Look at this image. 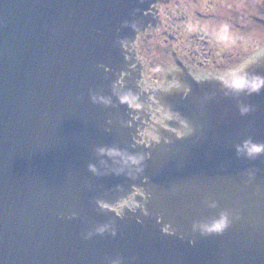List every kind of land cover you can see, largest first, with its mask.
Returning <instances> with one entry per match:
<instances>
[{
	"label": "water",
	"instance_id": "water-1",
	"mask_svg": "<svg viewBox=\"0 0 264 264\" xmlns=\"http://www.w3.org/2000/svg\"><path fill=\"white\" fill-rule=\"evenodd\" d=\"M159 1L0 0V264H105L117 255L123 264H264V157L236 153L248 137L264 142V92L246 99L256 111L241 117L214 79L162 91L159 104L181 112L196 132L180 140L169 122L160 146L135 142L129 105L113 93L120 84L136 94L124 57ZM251 70L264 75V64ZM112 144L151 153L147 184L88 172L89 163L101 173L111 167L95 148ZM249 169L257 171L245 187ZM207 197L217 209L202 204ZM96 199L108 202L103 212ZM225 208L241 219L222 236L191 233L193 221ZM73 212L76 219L60 218ZM113 221L115 238H82ZM169 224L185 239L163 235Z\"/></svg>",
	"mask_w": 264,
	"mask_h": 264
},
{
	"label": "flooded vegetation",
	"instance_id": "flooded-vegetation-1",
	"mask_svg": "<svg viewBox=\"0 0 264 264\" xmlns=\"http://www.w3.org/2000/svg\"><path fill=\"white\" fill-rule=\"evenodd\" d=\"M186 1L194 3L191 42L183 34L189 30L190 23L181 29L183 22L190 20L182 12ZM226 2L160 0L145 14L149 23L144 32L136 36L130 48L126 49L127 55L124 57L130 65L128 77L136 82L134 89L138 105L129 108L131 121L137 126L136 135L140 140L135 142L138 144L149 145L153 134L169 129L162 122L159 104L160 99H163L162 91L179 89L189 78L204 80L203 77L207 75L208 79H213L216 73L246 55L245 44L223 49L214 46L208 33L219 22L231 23L234 33L243 37L247 27L255 42L261 39L260 32L264 30V0H238L242 6L237 11H231L232 18L227 11H220L224 6L233 7Z\"/></svg>",
	"mask_w": 264,
	"mask_h": 264
},
{
	"label": "clouds",
	"instance_id": "clouds-1",
	"mask_svg": "<svg viewBox=\"0 0 264 264\" xmlns=\"http://www.w3.org/2000/svg\"><path fill=\"white\" fill-rule=\"evenodd\" d=\"M189 27H191V25ZM208 34L211 40L222 48H234L247 42L245 37L236 35L232 29V25L226 21L219 22ZM260 64H264V44L254 43L248 47L246 55L237 63L216 73L213 77L215 83L219 85V89L224 97L235 100L236 107L241 117H246L256 111V106L247 103L246 99L258 96L264 92V75L251 70ZM208 78L207 75L203 77L204 80ZM198 79H200V77H198ZM122 89L123 85H113V93L117 96L119 103L121 105L127 104L129 106H137L138 96L131 90L123 91ZM190 91L191 89L187 88L185 96H187ZM214 95L215 93H211L206 96L205 99H211ZM90 99L94 104L98 103L105 106L111 104L110 97L90 95ZM161 113L162 122L164 124L169 122L176 124V135L180 140L195 135L196 129L181 112L173 111L170 106H161ZM108 123L111 124V121H108ZM106 131H108V129H106ZM161 140L162 138L158 133L153 134L151 137V142L154 146H160ZM171 143V140H164L163 142L164 145H170ZM236 153L238 157H243L248 161H255L260 157H264V142H256L251 137H248L237 146ZM95 155L99 158L101 165H105L110 161L111 167L104 173H101L95 164L89 163L87 165V170L91 175L123 176L126 180L131 182L141 180L143 184L148 183L145 172L146 161L151 159L150 152L134 151L129 148H122L117 144H112L96 147ZM256 171V169H249L244 173L246 176V180L244 181L245 187L252 183ZM117 187L120 188L122 186L118 185ZM85 188L90 190V185L87 182L85 183ZM144 192L148 202L151 200L152 196L150 193L146 192L145 189ZM120 199L123 200L124 197H120ZM94 203L96 208L101 212L108 207V202L105 199H96ZM202 204L209 209L214 210L218 208V203L210 197L205 198ZM149 215L150 213L145 211L142 216L147 218ZM60 218L72 220L77 218V214L73 212L71 216H61ZM240 219L241 216L238 210L225 208L210 219L193 221L191 233L201 237L222 236L234 222ZM137 223H142V221L138 219ZM161 232L163 235L167 233L168 236H176L180 240H184L186 235L185 233L178 232L171 224H169L167 228L162 229ZM106 234L113 238L118 235V229L114 221L96 224L81 235L84 240H91L93 237H103ZM189 243L194 244V241L190 240ZM105 264H123V258L119 255L105 258Z\"/></svg>",
	"mask_w": 264,
	"mask_h": 264
},
{
	"label": "rangeland",
	"instance_id": "rangeland-1",
	"mask_svg": "<svg viewBox=\"0 0 264 264\" xmlns=\"http://www.w3.org/2000/svg\"><path fill=\"white\" fill-rule=\"evenodd\" d=\"M195 1V0H194ZM206 1H208V0H206ZM213 2H215V0H212ZM216 1H219V0H216ZM229 2V3H228ZM186 5H185V7H184V10L182 11L183 12V14H184V17H189L190 18V20L188 19V21H185V22H183L184 23V25L183 26H181V29H184V27H186V25H188V23H190V25L192 24L191 22H192V11H194V3H188V1H186ZM226 4L228 5H231V6H233L232 8H230V7H227L226 8V6H224L223 8H221L220 9V11L221 10H223V11H227V13H229L230 15V17H231V11H237V10H239L240 8H241V2L239 3L238 2V0H227V2H226ZM221 6V5H220ZM223 6V5H222ZM221 6V7H222ZM219 11V10H218ZM222 11V12H223ZM232 18V17H231ZM229 24H231V23H229ZM232 25V24H231ZM192 26V25H191ZM189 27V26H188ZM212 27H214V26H212ZM233 27V26H232ZM192 28V29H191ZM248 29H247V27H246V30H245V38H246V43H245V49L246 50H248V47H250L252 44H254V39L252 38V36H253V34L251 33L250 34V31H247ZM192 32H194V29H193V27H189V30L187 31L186 30V32H184L183 34H185V36H184V38L185 39H187L189 42H191V40H192ZM260 40L258 41V39L256 40V42L255 43H262V44H264V30H262L261 32H260ZM211 41V40H210ZM212 43H214L213 41H212ZM215 44V43H214ZM215 47H219V48H222V47H220V46H218V45H214ZM223 49V48H222ZM161 84H163V83H159V85H161Z\"/></svg>",
	"mask_w": 264,
	"mask_h": 264
}]
</instances>
